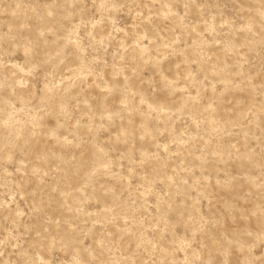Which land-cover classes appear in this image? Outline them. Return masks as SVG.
<instances>
[{
	"label": "rangeland",
	"instance_id": "obj_1",
	"mask_svg": "<svg viewBox=\"0 0 264 264\" xmlns=\"http://www.w3.org/2000/svg\"><path fill=\"white\" fill-rule=\"evenodd\" d=\"M0 264H264V0H0Z\"/></svg>",
	"mask_w": 264,
	"mask_h": 264
}]
</instances>
